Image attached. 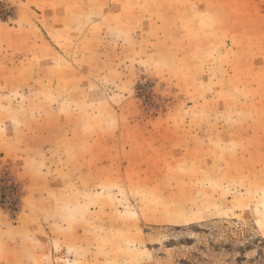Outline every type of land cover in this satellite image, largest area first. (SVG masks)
Listing matches in <instances>:
<instances>
[{
	"label": "rangeland",
	"instance_id": "obj_1",
	"mask_svg": "<svg viewBox=\"0 0 264 264\" xmlns=\"http://www.w3.org/2000/svg\"><path fill=\"white\" fill-rule=\"evenodd\" d=\"M0 264H264V0H0Z\"/></svg>",
	"mask_w": 264,
	"mask_h": 264
}]
</instances>
